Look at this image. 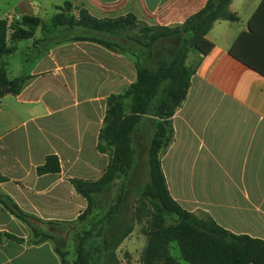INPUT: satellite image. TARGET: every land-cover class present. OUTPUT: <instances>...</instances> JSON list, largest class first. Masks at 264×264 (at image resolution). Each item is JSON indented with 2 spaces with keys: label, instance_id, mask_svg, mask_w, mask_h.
<instances>
[{
  "label": "crops",
  "instance_id": "0c3cea01",
  "mask_svg": "<svg viewBox=\"0 0 264 264\" xmlns=\"http://www.w3.org/2000/svg\"><path fill=\"white\" fill-rule=\"evenodd\" d=\"M260 0H230L237 20L214 22L205 38L204 55L188 52L192 67L185 98L170 117L172 137L159 155V166L171 199L183 210L207 214L232 234L264 241V77L231 57L227 49L245 29ZM205 0H0V19L22 16L47 23L62 11L77 18L85 9L95 18L131 14L147 26L182 23ZM68 9V11L66 10ZM89 35L87 32H78ZM70 35L38 43L37 58L21 60L27 76L21 90L0 97V192L23 212L35 217L42 230L74 227L85 207L69 179L95 180L105 171L108 155L95 148L104 114V100L134 80L131 55L86 40L62 41ZM43 35L37 27L23 49ZM8 73L10 76H8ZM47 155H55L59 171L37 173ZM121 219V218H120ZM54 222L55 225L47 224ZM0 231L27 239V226L0 205ZM127 234L114 254L119 264L131 259ZM140 236H143L142 234ZM145 239V238H144ZM142 250L145 245L138 236ZM128 251V252H127ZM122 255V256H121ZM0 264H60L51 241L0 243Z\"/></svg>",
  "mask_w": 264,
  "mask_h": 264
},
{
  "label": "trees",
  "instance_id": "16d2710c",
  "mask_svg": "<svg viewBox=\"0 0 264 264\" xmlns=\"http://www.w3.org/2000/svg\"><path fill=\"white\" fill-rule=\"evenodd\" d=\"M229 2L205 0L199 10L171 26H147L131 14L95 18L85 9H79L74 18L63 11L68 5L47 23L31 16L9 24L0 19V57L12 53L16 41L32 38L38 27L43 38L33 40L31 45L35 46L27 60L47 50L33 55L38 43L50 36L70 35L62 41H92L110 50L127 52L134 68L133 82L104 100L95 148L108 155L105 171L95 180H68L85 201L72 228L71 258L63 237L40 229L38 219L20 210L1 192L0 205L27 226L30 236L24 240L0 231V243L8 239L26 245L51 241L60 264H119L114 251L133 227L120 219L123 193L134 165L135 138L148 122L152 129L145 152L147 182L138 190V206L133 210V219L143 224L141 233L145 237L140 263L179 264L169 254V245L173 244L178 257L188 264H264V241L229 233L203 212L183 210L169 196L159 166V155L172 137L170 117L185 98L193 73L192 67L185 65V58L188 52L202 56L209 51L211 43L205 35L214 22L237 20L228 10ZM227 52L264 77V0L259 1ZM27 78L22 75L8 79L0 65V97L17 94ZM58 171L55 155H47L36 167L39 174Z\"/></svg>",
  "mask_w": 264,
  "mask_h": 264
},
{
  "label": "rangeland",
  "instance_id": "374dc122",
  "mask_svg": "<svg viewBox=\"0 0 264 264\" xmlns=\"http://www.w3.org/2000/svg\"><path fill=\"white\" fill-rule=\"evenodd\" d=\"M17 47L15 51L12 54V57L9 58L8 61V69L9 71L12 70L14 76L20 74V66H21V60L24 58H27L30 56L33 46H29V49L25 50L23 49L24 40L17 41ZM30 50V51H29ZM8 76L10 74L8 73ZM151 125L148 122L144 123L143 130L140 131V134H138L135 138V148H136V154L134 159V165L130 172L129 178L126 181L125 191L123 195V202L120 210V218L124 221V223H132V230L133 234L131 237V259H125L124 256L122 259H124L123 263L127 264H138L139 262V254H140V246L138 243V236L139 239L142 241V244H144V236H140L141 233V226L142 223L136 222L133 219V210L135 206H138V190L147 182V169H146V163H145V152L146 148L149 142L150 132H151ZM72 228L68 226L66 229H59L55 230L53 233L55 235H59V237H63L65 241V248L69 251L68 258H71V252H72V239H73V232ZM128 252V251H127ZM169 254L179 263V264H188L184 261H182L178 257V252L175 249L173 244L169 245ZM122 256V255H121Z\"/></svg>",
  "mask_w": 264,
  "mask_h": 264
},
{
  "label": "water",
  "instance_id": "95a60500",
  "mask_svg": "<svg viewBox=\"0 0 264 264\" xmlns=\"http://www.w3.org/2000/svg\"><path fill=\"white\" fill-rule=\"evenodd\" d=\"M68 11V9H66Z\"/></svg>",
  "mask_w": 264,
  "mask_h": 264
}]
</instances>
